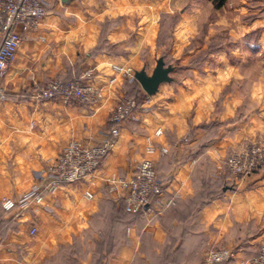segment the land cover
Returning a JSON list of instances; mask_svg holds the SVG:
<instances>
[{"label": "crops", "instance_id": "0c3cea01", "mask_svg": "<svg viewBox=\"0 0 264 264\" xmlns=\"http://www.w3.org/2000/svg\"><path fill=\"white\" fill-rule=\"evenodd\" d=\"M48 6L50 13L23 34L14 61L0 77V200L45 182L46 165L68 142L104 139L110 116L134 79L113 67L137 70L140 50L154 45L158 15L166 9L161 0H73L65 5L48 0ZM106 17L117 19L107 39L123 45L124 55L90 53L99 21ZM190 28L183 25L179 37H188ZM80 55L84 71L91 70L92 82L104 88L102 100L81 105L33 97ZM112 76L116 81L110 84ZM166 84L149 95L151 109L126 121L94 174L4 217L12 223L0 237V264H207L205 253L224 247L234 251V258L215 264H243L257 253L264 239V170L236 188L220 172L230 147L255 132L264 114L231 125L236 102L224 101L222 111L217 109L210 83ZM135 89L143 90L140 85ZM149 143L168 149L152 158L165 193L176 194V204L133 215L125 212L122 195L109 190L106 178H129Z\"/></svg>", "mask_w": 264, "mask_h": 264}, {"label": "rangeland", "instance_id": "374dc122", "mask_svg": "<svg viewBox=\"0 0 264 264\" xmlns=\"http://www.w3.org/2000/svg\"><path fill=\"white\" fill-rule=\"evenodd\" d=\"M161 2L165 3L166 9L158 15L159 27L155 43L151 48L147 45L140 50L136 60L137 70L145 68L148 73H151L156 59L162 56L166 64L174 66V70L170 74L172 84L184 80L210 83L214 88L213 93L217 100L214 104L218 107L217 109L220 107V111H222L221 106L224 101L236 102L237 111L234 117L228 120V123L231 121V125L242 120L246 122L253 114L262 113L263 115L264 0H227L220 9H215L210 0H161ZM49 9L47 8L45 16L50 13ZM116 23V18L108 17L99 21V35L93 51L90 53L106 51L115 55H124L126 49L123 45L110 42L107 39L108 32L116 26ZM187 24L191 26L190 34L185 38L184 36L179 37V29ZM179 25L181 28H178ZM134 31L135 29L130 35L133 40L135 39ZM82 61L81 55L77 56L75 61L69 64L63 76L56 75L50 77L49 80H69L82 75L81 73L84 71ZM165 85L167 84L162 83L161 86ZM125 88L120 102L124 96H133L135 99L134 96L137 95L140 102L136 113L146 112L152 108V106L146 105L151 99L143 90L140 89L141 93L138 94L136 93L138 90L135 88L127 86ZM129 90H131L130 93H128ZM256 140L264 142V123H260L259 128L247 135L242 142L230 147L223 157L222 172L220 173L223 174V178L228 179L230 187L236 188L238 182L246 180L254 173L242 180L232 175L226 164L229 154ZM30 190L12 199L17 201ZM4 198L0 200V224L9 220L4 217L13 209L32 202L27 200L5 209L2 204ZM263 242L264 239L260 245Z\"/></svg>", "mask_w": 264, "mask_h": 264}, {"label": "built area", "instance_id": "2783aa9c", "mask_svg": "<svg viewBox=\"0 0 264 264\" xmlns=\"http://www.w3.org/2000/svg\"><path fill=\"white\" fill-rule=\"evenodd\" d=\"M48 0H0V77L4 75L14 61L22 36L25 32L35 30L45 17ZM118 73L133 78L131 68L122 69L114 66ZM92 71L70 79H51L44 86L35 90L33 97L37 100L59 99L64 103L90 105L102 100L104 88L92 82ZM116 76L109 79L110 84ZM138 104L133 96H124L110 116L111 126L104 139L97 144H83L78 141L68 142L55 160L45 167L47 179L41 185L32 188L19 200L4 198L3 207L9 209L16 203L31 200L40 203L46 193L55 191L66 184H76L85 180L99 169L102 160L114 146L121 128L129 118H135ZM161 131L157 130L156 134ZM168 151L165 146L149 143L145 155L136 163L135 170L129 178H106L109 190L122 195L127 211L135 213L148 210L151 206L166 209L176 204V194H166L164 182L158 177L152 155L163 156ZM229 172L244 179L264 169V142L253 141L246 146L232 151L227 160ZM121 192V193H120ZM87 198L92 193L85 192ZM234 258V251L229 248L209 249L204 256L207 264L228 262ZM243 264H264V242L256 254Z\"/></svg>", "mask_w": 264, "mask_h": 264}, {"label": "water", "instance_id": "95a60500", "mask_svg": "<svg viewBox=\"0 0 264 264\" xmlns=\"http://www.w3.org/2000/svg\"><path fill=\"white\" fill-rule=\"evenodd\" d=\"M65 5L73 0H59ZM174 70V66L166 64L162 56L156 59V64L151 73H148L145 68L134 72V79L139 83L143 91L148 95H153L158 91L160 84L172 81L170 75Z\"/></svg>", "mask_w": 264, "mask_h": 264}, {"label": "trees", "instance_id": "16d2710c", "mask_svg": "<svg viewBox=\"0 0 264 264\" xmlns=\"http://www.w3.org/2000/svg\"><path fill=\"white\" fill-rule=\"evenodd\" d=\"M211 2H212V4H213V6H214V8L215 9H220V8H222L225 4H226V2H227V0H210ZM66 80H68V79H66ZM70 80V79H69ZM139 85H138V83H137V81H135L134 79L132 80V82H131V84H130V87H132V88H136V87H138ZM130 91L131 90H129L128 91V93H130ZM139 91H141V90H138L136 93H141V92H139ZM142 93H143V91H142ZM145 95V94H144ZM135 97V99H136V102H137V104L139 105V102H140V100H138L139 99V96H134ZM228 185H230V182H228ZM124 210H125V212H127V213H130V214H133V215H135V214H137V213H139V212H141L142 210H140V211H138V212H135V213H132V212H129V211H127L126 210V208H125V203H124ZM11 223H12V221L11 220H7V221H5L4 222V224L3 223H1L0 224V237H4V232L6 231V226H10L11 225Z\"/></svg>", "mask_w": 264, "mask_h": 264}]
</instances>
